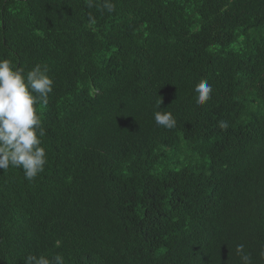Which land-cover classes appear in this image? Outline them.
<instances>
[{
    "label": "trees",
    "instance_id": "obj_1",
    "mask_svg": "<svg viewBox=\"0 0 264 264\" xmlns=\"http://www.w3.org/2000/svg\"><path fill=\"white\" fill-rule=\"evenodd\" d=\"M110 2L0 0V59L53 80L44 171L0 170V264H264V0Z\"/></svg>",
    "mask_w": 264,
    "mask_h": 264
},
{
    "label": "clouds",
    "instance_id": "obj_2",
    "mask_svg": "<svg viewBox=\"0 0 264 264\" xmlns=\"http://www.w3.org/2000/svg\"><path fill=\"white\" fill-rule=\"evenodd\" d=\"M91 6V5H90ZM103 8L111 13L115 4L103 0ZM90 22H94L90 18ZM47 67L35 65L27 74L14 68L11 61L0 59V170L10 167L22 169L25 179L32 181L44 171L47 163L45 149L40 139L45 135L42 120L37 114L35 105L47 104L48 96L53 91V80L46 74ZM196 102L204 105L212 92L211 85L201 79L194 89ZM162 103L159 98L157 108ZM154 120L165 129L176 127V119L171 112L156 111ZM221 130H227L225 120L218 121ZM244 245L236 247L238 254L243 253ZM244 264H249L247 254L241 256ZM25 264H65L63 256L57 254L51 260L41 255H28Z\"/></svg>",
    "mask_w": 264,
    "mask_h": 264
}]
</instances>
